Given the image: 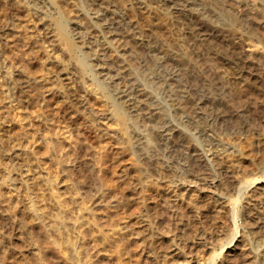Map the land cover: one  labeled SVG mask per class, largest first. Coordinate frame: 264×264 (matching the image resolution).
Returning <instances> with one entry per match:
<instances>
[{"label": "rangeland", "instance_id": "1", "mask_svg": "<svg viewBox=\"0 0 264 264\" xmlns=\"http://www.w3.org/2000/svg\"><path fill=\"white\" fill-rule=\"evenodd\" d=\"M0 264H264V0H0Z\"/></svg>", "mask_w": 264, "mask_h": 264}, {"label": "bare ground", "instance_id": "2", "mask_svg": "<svg viewBox=\"0 0 264 264\" xmlns=\"http://www.w3.org/2000/svg\"><path fill=\"white\" fill-rule=\"evenodd\" d=\"M59 20H60V19H59ZM161 23H162V22H161ZM58 27L60 28V30H61L62 34L64 35V37L67 38V32H66L67 30H66V26L64 25L63 21H62V22L60 21V22L58 23ZM82 61H83V60H82ZM82 61H81V62H82ZM82 66H83V65H82ZM209 93H210V92H209ZM208 95H209V94H208ZM209 110H210V109H209ZM159 112H160V111H159ZM157 113H158V112H157ZM204 117H205V116H204ZM201 170H202V169H201ZM207 177H208V175H207ZM137 183H138V182H137ZM241 186H243V184H241L240 187H241ZM69 187H70V186H69ZM237 187H238V186H237ZM146 188H147V187H146ZM71 191H72V190H71ZM238 191H239V188H238ZM240 191H241V190H240ZM65 192H66V191H65ZM73 192H74V191H73ZM177 192H178V191H177ZM56 193H57V192H56ZM145 193H146V192H145ZM67 194H68V193H67ZM172 194H173V193H172ZM51 195H52V194H51ZM73 195H74V194H73ZM71 197H72V196H71ZM73 199H75V198L73 197ZM76 201H77V200H76ZM81 201H82V200H81ZM34 202L36 203V201H34ZM82 202H83V201H82ZM78 204H79V203H78ZM88 204H89V203H88ZM79 205H80V204H79ZM37 207H38V206H37L36 204H34L32 208H33V210H36V209H38ZM234 207H235V206H234ZM39 208H40V207H39ZM79 208H81V207H79ZM88 208H89V206H88ZM30 211H31V210H30ZM40 211H41V210H40ZM40 211H39V212H40ZM60 213H61V212H60ZM58 214H59V213H58ZM58 214H57V215H58ZM37 215H38V214H37ZM46 216H47V215H46ZM176 216H177V215H176ZM234 216H235V215H234ZM234 216H233V217H234ZM38 217H39V216H38ZM42 217H43V216H42ZM59 217H60V216H59ZM60 218H61V217H60ZM61 220H62V219H61ZM153 221H155V220H153ZM159 221H160V220H159ZM179 221H180V220H179ZM61 223H62V222H61ZM95 223H96V220H95ZM56 224H57V223H56ZM90 224H91V223H90ZM52 225H53V224H52ZM61 226H62V225H61ZM65 226H66V225H65ZM114 228H115V227H114ZM65 229H66V228H65ZM67 230H68V229H67ZM109 231H110V230H109ZM64 232H65V231H64ZM93 232H94V231H93ZM98 232H99V231H98ZM127 232H128V231H127ZM58 233H59V232H58ZM108 233H109V232H108ZM66 234H68V233L66 232ZM105 234H106V232H105V233H101V232H100V237H101V239H103L102 241H104V242H105V240H106V235H107V234H106V235H105ZM119 235H120V234H119ZM151 235H152V234H151ZM59 236H60V235H59ZM66 236H67V235H66ZM109 236H110V235H109ZM124 236H125V234H124ZM164 236H165V235H164ZM176 237H177V236H176ZM117 239H118V238H117ZM175 240H176V239H175ZM74 241H75V240H74ZM230 241H231V240H230ZM112 242H113V241H112ZM63 243H64V242H63ZM63 243H62V244H63ZM72 243H73V242H71L70 239H68V240H67V244L65 243V244H66V245H65L66 248H73V245H74V244L72 245ZM109 243H110V242H109ZM119 243H120V242H119ZM103 244H105V243H103ZM106 244H107V242H106ZM115 245H116V243H115ZM59 246H60V245H59ZM122 247H123V245H122ZM132 248H133V247H132ZM62 249H63V248H62ZM77 249H78V248H77ZM77 249H76V250H77ZM69 250H71V249H69ZM116 250H117V249H116ZM74 251H75V249H74ZM68 252H69V251H68ZM76 252H77V251H76ZM77 253H78V252H77ZM118 254H119V253H118ZM118 254H117V255H118ZM131 254H132V253H131ZM188 255H189V254H188ZM171 256H172V255H171ZM191 256H192V255H191ZM119 257H120V256H119ZM108 258H109V257H108ZM120 258H121V257H120ZM123 261H124V260H123ZM186 262H187V261H186ZM179 263H180V262H179Z\"/></svg>", "mask_w": 264, "mask_h": 264}]
</instances>
